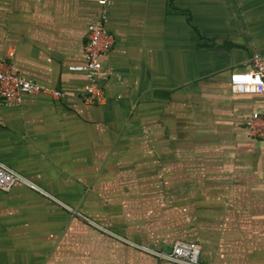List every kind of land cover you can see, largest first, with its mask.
Wrapping results in <instances>:
<instances>
[{
  "label": "crops",
  "instance_id": "crops-1",
  "mask_svg": "<svg viewBox=\"0 0 264 264\" xmlns=\"http://www.w3.org/2000/svg\"><path fill=\"white\" fill-rule=\"evenodd\" d=\"M98 1L0 0V59L62 94L0 104V163L33 186L0 191V264H137L119 239L154 232L200 264H264V141L243 123L264 95L228 88L264 65V0ZM97 20L100 104L66 68Z\"/></svg>",
  "mask_w": 264,
  "mask_h": 264
},
{
  "label": "built area",
  "instance_id": "built-area-1",
  "mask_svg": "<svg viewBox=\"0 0 264 264\" xmlns=\"http://www.w3.org/2000/svg\"><path fill=\"white\" fill-rule=\"evenodd\" d=\"M99 5H104L105 0H99ZM113 45V37L97 20L86 26L85 40L82 47L83 62L69 64L67 70L80 72L84 82L79 88V95L84 101L100 104L104 101L101 93V81L105 79L101 74L100 58L109 52ZM228 88L234 93L264 95V65L258 54L250 58L248 70L234 71L230 74ZM47 93L55 99L62 97L61 92L42 87L26 81L16 72L12 65L0 59V104L5 107H17L22 103L24 96H35ZM247 135L256 140L264 141V114L251 113L244 119ZM24 184L30 188L32 185L20 178L10 169L0 163V191L8 192L16 184ZM199 247L193 243L175 240L170 245L167 254H157L158 258L174 264H200Z\"/></svg>",
  "mask_w": 264,
  "mask_h": 264
},
{
  "label": "rangeland",
  "instance_id": "rangeland-1",
  "mask_svg": "<svg viewBox=\"0 0 264 264\" xmlns=\"http://www.w3.org/2000/svg\"><path fill=\"white\" fill-rule=\"evenodd\" d=\"M127 163L128 162H126V164ZM106 177L113 178L114 176H106ZM97 222L98 221L91 220V219L87 221L90 232L94 234H102L105 237H111L112 235H114L111 231L107 229H103V227H101V225L98 224ZM151 236L153 238L152 240H151ZM151 236L148 237L146 241H145L143 234L142 236H140V238H137V240H134V241L127 240L126 238H122V240L121 239L119 240L125 246L129 248H134V250L137 253L136 254L137 264H174L167 260L157 257V254H160V253L164 255L167 254L168 253L167 249H169L173 241L171 239L167 241L165 240L160 241V239L157 237V234L155 232Z\"/></svg>",
  "mask_w": 264,
  "mask_h": 264
},
{
  "label": "trees",
  "instance_id": "trees-1",
  "mask_svg": "<svg viewBox=\"0 0 264 264\" xmlns=\"http://www.w3.org/2000/svg\"><path fill=\"white\" fill-rule=\"evenodd\" d=\"M169 249H167V251H168Z\"/></svg>",
  "mask_w": 264,
  "mask_h": 264
}]
</instances>
